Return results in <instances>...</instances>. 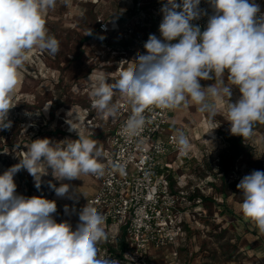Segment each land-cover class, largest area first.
Wrapping results in <instances>:
<instances>
[{"label":"clouds","instance_id":"obj_1","mask_svg":"<svg viewBox=\"0 0 264 264\" xmlns=\"http://www.w3.org/2000/svg\"><path fill=\"white\" fill-rule=\"evenodd\" d=\"M208 2L213 12L202 31L192 23L207 15L199 8L201 0H166L159 35H149L146 51L126 61L127 68L114 83L102 72L89 76L92 107L97 111L113 117L118 114L115 92L130 104L131 115L123 128L128 137L140 133L146 124L144 112L153 107L175 110L194 105L213 118L222 114L230 133L243 139L252 137L257 123L264 124V13L255 0ZM55 6L56 0H0V130L12 126L8 115L16 105L14 95L28 53L38 49L55 55L60 49L45 20ZM91 34L90 29L86 35ZM201 80L215 82L203 87ZM234 87L240 96L232 102ZM73 119L66 123L78 139L32 140L19 163L0 174V264H119L115 259L97 258L96 246L107 240V233L105 218L92 204L79 211L73 230L70 222L58 223L54 218L55 200L16 191L14 176L21 170L33 177L37 189L49 168L57 181L104 175L102 149L83 124ZM175 140L179 150L189 149L183 133ZM112 168L124 172L118 163ZM49 187L64 197L71 186L49 182ZM237 189L242 193L239 211L264 234V171L245 175Z\"/></svg>","mask_w":264,"mask_h":264},{"label":"rangeland","instance_id":"obj_2","mask_svg":"<svg viewBox=\"0 0 264 264\" xmlns=\"http://www.w3.org/2000/svg\"><path fill=\"white\" fill-rule=\"evenodd\" d=\"M139 1L143 7L150 6L151 0ZM131 2L56 0L55 8L47 11L46 28L59 40L60 49L55 55L38 49L28 53V60L21 70L22 79L14 95L13 103L16 105L8 115L12 126L0 130V174L19 163L20 157L27 151L25 146L32 140L49 138L57 142L78 139L66 123L73 118V122L83 126L87 118H93L90 138L96 140L97 146L102 149L100 160L108 155L107 137L117 121L96 109L84 118L83 109L90 107L93 100L90 96V75L102 72L112 78V83L115 82L113 71L117 55L103 47L113 43L114 35L106 37L96 33L97 20L116 21L120 15L131 12ZM259 5L264 8V0ZM90 29L92 34L86 35ZM214 82L201 80V85L207 87ZM232 92L231 99L235 102L240 96L239 89L234 87ZM170 121L166 126L168 130L172 127L185 128L189 138L188 151L191 150V153H186L190 157L182 165L183 169L177 171L186 175L183 186H194L193 192L202 194L206 199L199 203L190 201V210L182 223L184 238L180 249L166 248L163 253L166 257H159L161 259L157 263L264 264V234L245 220L239 211L242 193L237 189V184L245 175L254 170L264 171V124L258 123L252 137L242 141V153L233 169L222 175L219 172L221 156L228 154L230 148L224 137L238 138L230 133V124L224 116L218 114L213 118L207 113H200L196 106L189 105L172 110ZM182 153L178 150L169 158ZM51 172L49 168L48 174L42 176L40 189L35 187L33 177L26 170L18 172L14 181L22 193L28 187V196L46 199H49V193H55L49 182L57 187L67 183L71 187L65 199L68 198L72 205L77 204L83 190L95 187L91 174L82 175L81 179L57 181ZM189 192L188 195L193 194Z\"/></svg>","mask_w":264,"mask_h":264},{"label":"built area","instance_id":"obj_3","mask_svg":"<svg viewBox=\"0 0 264 264\" xmlns=\"http://www.w3.org/2000/svg\"><path fill=\"white\" fill-rule=\"evenodd\" d=\"M165 2L151 0V7L146 15L142 10L144 5L136 0L135 13L130 21L110 23L97 20L100 34L106 37L114 35L113 42L132 43L121 50L112 49L110 42L103 45L106 50L117 55L113 71L115 80L119 78L120 72L127 68L126 61H132L139 53L146 51L144 44L149 35H159V25L163 19L161 8ZM255 2L259 4L261 0ZM199 8L207 15H202L192 23L199 25L203 31L213 10L208 0H201ZM261 12L264 13V8H261ZM107 77L108 82L112 83V78ZM118 95L121 101L118 100ZM113 103L119 105V111L115 117L109 116L117 121V125L108 139L110 157L103 163L104 175H91L97 182V190L70 216L68 222L75 230L79 223V211L89 202L105 218V224L111 222L117 227L116 233H108L107 240L97 244V258L115 259L119 264H147L145 259L151 256L153 250L175 249L182 242V223L190 210L188 194L189 190L194 191V186L185 188L183 175L176 178V184L173 186L168 175L162 171L171 167L163 161L164 158L179 150L175 140L178 132L166 128L170 110L157 107L146 110L145 126L138 135L128 137L123 128L131 115L129 103L118 92L114 93ZM92 109L95 108L91 102L90 107L83 109L84 118L89 116ZM92 123V117L86 119L84 127L88 133L93 129ZM182 157L188 159L190 156L184 152ZM115 163L123 166V174L112 168ZM54 218L58 223L61 222L58 212L54 214ZM121 234L125 245L122 252L118 244ZM113 244V248H117L116 253L113 251Z\"/></svg>","mask_w":264,"mask_h":264},{"label":"crops","instance_id":"obj_4","mask_svg":"<svg viewBox=\"0 0 264 264\" xmlns=\"http://www.w3.org/2000/svg\"><path fill=\"white\" fill-rule=\"evenodd\" d=\"M118 97H120V96L118 95ZM118 100L121 101L122 100L121 97ZM129 108H131L130 104H129ZM170 118H171V116H169V123L168 124L171 123ZM172 130L175 131V132H178L177 135L179 133H183L188 138L187 131H186L185 128H173L172 127V129H170L169 131H172ZM113 131H114V128L112 130H110V132H109L110 134L107 137V140L109 139V137L113 133ZM188 140H189V138H188ZM183 152H185V153L186 152H190L191 153V150L190 151L187 150V151H183ZM182 154H180V155L179 154H175L174 157L176 159L175 158L170 159L169 156H167L163 160L165 163L170 164V166H171L170 168H164L162 171L168 175L167 177H168L171 185H173V186L176 184V178L178 176H180V175L186 176V175H184L183 172H181V173L177 172L179 170H182L183 169L182 165H184L188 161V159H184V157H182ZM104 156H105V158L100 160L101 163H105L109 159L110 150L108 151V155L105 154ZM94 182H95V187L94 188L89 187L90 189L82 191L83 193L85 192V194L83 195V193H82V196H80L81 198L78 199L77 204H73V205L70 204L69 201L67 200L68 198L65 199L66 196L60 197V196H57L56 193H54V192L51 194V198L50 199L55 200L56 203H57V212L59 214V218H60L61 222L70 220L69 219L70 216H72L82 206V204L85 202V200L88 197H90L92 194H94V192L97 190L96 189L97 182L95 180H94ZM178 186H180V184ZM16 191H17V194L26 196L25 194H26L27 190L22 193L17 188ZM65 205L68 206V211L67 212H65ZM75 205H77V206H75ZM104 228H105V231H106L107 234L108 233H116L117 232V227L115 226V224H113L111 222H108V223L104 224ZM114 244H113L112 248L115 247ZM113 251H115V253H116L117 252V248H113ZM165 251H166V249L153 250V253L151 252L152 255L145 259L146 263L148 264V263L151 262L153 264H158L157 260L161 259L159 257H162V256L166 257V254H163V253H165ZM173 253H175V251H173Z\"/></svg>","mask_w":264,"mask_h":264},{"label":"trees","instance_id":"obj_5","mask_svg":"<svg viewBox=\"0 0 264 264\" xmlns=\"http://www.w3.org/2000/svg\"><path fill=\"white\" fill-rule=\"evenodd\" d=\"M161 1H166V0H161ZM135 2H136V0H132V4H131V8H130V13H128L127 15L125 14V15H120V17H118V19L116 20V21H114V22H117V23H121V22H123V21H125V20H127V18L129 19V18H131V15H134V13H135ZM150 7H151V5L149 6V7H143L142 8V10H144L145 12V14L147 15L148 13H149V10H150ZM148 11V12H147ZM147 12V13H146ZM96 33H98V34H100L99 33V31H98V28H97V30H96ZM132 43H130V42H119V43H117V42H113L112 43V47L115 49V50H121L122 49V47H124V46H129V45H131ZM171 113H172V111L170 110V112H169V116H171ZM258 126V123L254 126V129H256V127ZM174 128V127H173ZM253 129V130H254ZM224 140L227 142V144H229V153L228 154H224V155H222L221 156V161H220V163H219V172L220 173H222V175H226L230 170H232L233 169V166H234V163H235V161L236 160H238V157L241 155V148H240V144L242 143V141L244 140L242 137H239L238 136V138L236 139V140H234L233 138H230V137H228V136H225L224 137ZM27 189L29 190V188L27 187ZM26 189V190H27ZM36 190V189H35ZM197 192H193V194L192 195H189V199H190V201H193L194 203L196 202V203H199L201 200H204V199H206V197L205 196H203L202 194H196ZM51 194L52 193H49L48 194V198L50 199L51 198ZM26 197H31V196H28L27 195V192H26ZM33 196H35V195H33ZM121 238H120V240L118 241V244H119V248H120V250H121V252L125 249V245H124V241H123V234H121V236H120ZM180 247H181V244L179 243L177 246H176V248L175 249H180Z\"/></svg>","mask_w":264,"mask_h":264}]
</instances>
